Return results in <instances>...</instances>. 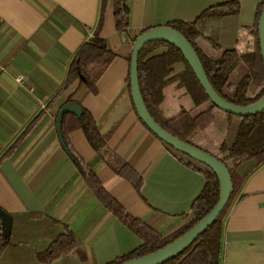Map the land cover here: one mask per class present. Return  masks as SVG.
Wrapping results in <instances>:
<instances>
[{"label": "crops", "instance_id": "1", "mask_svg": "<svg viewBox=\"0 0 264 264\" xmlns=\"http://www.w3.org/2000/svg\"><path fill=\"white\" fill-rule=\"evenodd\" d=\"M227 1L125 0L128 30L192 22L204 9ZM236 1L239 13L208 29L215 28L219 48L245 54L253 49L247 28L260 0ZM100 4L101 0H0V156L43 111L13 155L0 160V210L10 217L8 237L2 239L0 231L5 243L0 264H41L37 254L65 229L78 248L49 264H107L140 244L87 188L62 150L54 120L67 99L89 113L98 133L106 137L107 150L141 179L137 194L104 158L96 160L80 130H69L73 150L128 214L163 235L190 220L189 207L203 177L174 158L138 120L126 84L131 45L114 28L110 1L98 35L114 58L97 80L95 94L76 82L56 94L73 53L92 35ZM199 48H204L203 41ZM181 70L175 64L169 76ZM162 95L159 109L165 119L181 112L191 115L195 109L177 82L165 86ZM237 195L223 218L219 264H264V162L243 180Z\"/></svg>", "mask_w": 264, "mask_h": 264}, {"label": "trees", "instance_id": "2", "mask_svg": "<svg viewBox=\"0 0 264 264\" xmlns=\"http://www.w3.org/2000/svg\"><path fill=\"white\" fill-rule=\"evenodd\" d=\"M107 1H110L112 6L115 30L128 37L130 45L139 35L148 30L136 32L128 30V10L125 0H101L92 35L85 39L73 53L67 65L64 80L56 94L63 92L74 82L87 93L95 94L97 80L114 58V54L107 48L105 41L98 35ZM263 1L260 0L257 4L253 24L247 28L253 40V49L245 54H238L234 50L221 51L217 43L215 28L212 26L208 29L211 23L221 18L236 16L239 13L240 7L236 0L208 7L201 11L192 22L173 21L164 25L179 33L191 46L212 90L222 100L237 107L251 106L260 101L264 95V67L257 41V22ZM201 41L204 44L202 50L199 48ZM175 64H180L182 70L170 77L171 67ZM136 69L142 101L152 120L171 136L222 163L228 171L232 186L228 201L217 218L182 254L163 264H219L223 218L231 203L239 198L238 188L243 180L264 162V111L247 117H235L215 108L209 103L179 51L164 40L150 41L141 48L137 57ZM232 76L234 79L231 78ZM173 82H177L185 90L194 108L205 104L207 107L194 115L181 112L172 119L162 117L159 109L163 98L162 90ZM126 84L128 87V76ZM69 104L73 102L67 99L64 105ZM41 117H43V111L37 114L10 142L1 154L0 160L13 155ZM69 119L71 121H68ZM234 120L237 122L235 136L233 142L227 145L225 138L229 125ZM72 128L82 132L96 160L104 158L107 167L115 175L127 181L137 194L141 179L128 165L107 150L106 137L98 133L88 112L79 107L78 114L69 113L62 117L57 129L58 141L62 150L77 168L83 183L103 207L140 242L138 247L107 264H120L165 247L202 219L217 202L219 183L215 175L205 166L163 145L174 158L200 173L203 177V184L189 207L190 220L168 234L158 233L146 222L128 214L105 191L90 165L81 160L69 143L68 132ZM5 229V223L0 218L2 239L9 235V231L5 232ZM4 246L5 243L0 240V254ZM77 248L73 234L65 229L49 243L42 253L37 254L36 258L41 264H49L76 251Z\"/></svg>", "mask_w": 264, "mask_h": 264}, {"label": "water", "instance_id": "3", "mask_svg": "<svg viewBox=\"0 0 264 264\" xmlns=\"http://www.w3.org/2000/svg\"><path fill=\"white\" fill-rule=\"evenodd\" d=\"M153 40H164L179 51L184 62L192 71L196 81L203 90L209 103L218 110L235 117H247L264 111V95L260 101L248 107H237L222 100L209 85L197 55L191 46L176 31L164 26L155 27L148 29L135 39L131 44L129 56L128 90L131 104L138 120L163 145L208 168L218 180L219 197L211 210L176 240L153 253L120 264H163L182 254L221 213L232 190L228 171L222 163L171 136L161 129L149 116L139 91L136 65L138 53L141 48ZM257 41L264 67V1L257 22ZM78 111L79 107L74 103L63 105L58 110L54 121L56 134L62 117L69 113L78 114ZM0 218L5 223V232L9 231L10 217L0 210Z\"/></svg>", "mask_w": 264, "mask_h": 264}, {"label": "rangeland", "instance_id": "4", "mask_svg": "<svg viewBox=\"0 0 264 264\" xmlns=\"http://www.w3.org/2000/svg\"><path fill=\"white\" fill-rule=\"evenodd\" d=\"M220 50L222 51V50H225V49H221L220 48ZM231 78L234 79V76H232ZM206 107H207V105L205 104V105L200 106L199 108L193 109L191 111V115L197 114L198 112H200L201 110H203ZM236 126H237V122L235 120L229 125L228 132H227V135H226V138H225L227 145H230L233 142V139H234V136H235Z\"/></svg>", "mask_w": 264, "mask_h": 264}, {"label": "built area", "instance_id": "5", "mask_svg": "<svg viewBox=\"0 0 264 264\" xmlns=\"http://www.w3.org/2000/svg\"><path fill=\"white\" fill-rule=\"evenodd\" d=\"M55 121V120H54Z\"/></svg>", "mask_w": 264, "mask_h": 264}]
</instances>
